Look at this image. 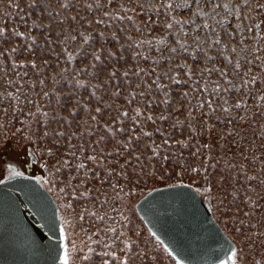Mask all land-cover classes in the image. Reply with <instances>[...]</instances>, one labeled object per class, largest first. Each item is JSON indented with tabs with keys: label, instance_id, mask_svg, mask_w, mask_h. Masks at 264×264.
<instances>
[{
	"label": "rangeland",
	"instance_id": "obj_1",
	"mask_svg": "<svg viewBox=\"0 0 264 264\" xmlns=\"http://www.w3.org/2000/svg\"><path fill=\"white\" fill-rule=\"evenodd\" d=\"M32 4L0 0V179L42 178L70 264H176L134 208L173 183L210 200L236 264H264V0Z\"/></svg>",
	"mask_w": 264,
	"mask_h": 264
},
{
	"label": "water",
	"instance_id": "obj_2",
	"mask_svg": "<svg viewBox=\"0 0 264 264\" xmlns=\"http://www.w3.org/2000/svg\"><path fill=\"white\" fill-rule=\"evenodd\" d=\"M6 168L0 185V264H61L62 219L55 196L39 175L14 163ZM134 208L180 264H223L238 249L215 219L210 200L187 183L154 186Z\"/></svg>",
	"mask_w": 264,
	"mask_h": 264
},
{
	"label": "snow or ice",
	"instance_id": "obj_3",
	"mask_svg": "<svg viewBox=\"0 0 264 264\" xmlns=\"http://www.w3.org/2000/svg\"><path fill=\"white\" fill-rule=\"evenodd\" d=\"M35 2H36V0H33V4L31 6H35ZM108 2L111 3L112 0H108ZM209 2L212 3V2H214V0H209ZM192 3H194L196 5H199V4L202 3V0H192ZM245 3H247V0H245ZM168 7L171 8L172 5L169 4ZM217 7H219V5H217ZM228 7L229 6L227 4L224 5L225 9H228ZM259 7L261 9H264V4L259 5ZM168 27H171V24H169ZM257 27H259V25H257ZM3 33H4V29L0 28V35H2ZM181 47H183V44H181ZM13 51H15V49H13ZM172 51H175V49H173ZM233 51H235V49H233ZM0 54H2V53H0ZM95 58L99 59V56H96ZM237 66H239V65H237ZM113 75H115V73H113ZM185 95H186V93H185ZM208 103L210 104L211 101H208ZM239 106H240L239 104L236 105V107H239ZM96 111L99 112L100 109L97 108ZM125 115H127V113H125ZM162 118L166 119V117H162ZM53 119H55V117H53ZM92 119H96V117L93 116ZM149 119H151V117H149ZM53 131H54L55 135H58V136L64 135V133H62V132H58V131H55V130H53ZM48 135H49V133L46 131L44 133V137H47ZM145 135H149V134L145 133ZM204 147H209V145H204ZM47 154L49 156H51L53 154L52 150L49 149ZM90 159H94V157H90ZM43 166L45 168L47 167L46 164L43 165ZM14 176L20 177V176H23V173L14 172ZM4 183H5V180L4 179H0V185H2ZM69 207H71V205H69ZM83 218H84L83 216L80 217V219H83ZM100 219H103V218L101 217ZM153 235H155V233H153ZM89 240H91L90 236H89ZM69 243L73 244L72 251H80V250H78L76 248L74 242L69 241ZM99 243L100 242H98V244ZM103 247H108V245L105 244V245H103ZM165 250L168 251V249H165ZM88 252L92 253V255L90 256L88 254H83V255L79 256V259L81 261L85 262V264H95V260L93 259L94 256H99L100 260L102 261V264H110L109 259H105V257H110L111 260H113V261H120V264H128L127 259H122L120 256H117L115 252L101 251V252L97 253L96 250L92 249V248H88ZM168 254H169V256H172L173 259H176V257L173 256V251H168ZM70 257H71V252L69 251L68 245L66 244V245H64L63 255L60 257L61 264H70ZM236 261H237V253L234 251L232 253V255L228 258V260L223 262V264H236ZM71 264H76V260L72 259L71 260ZM176 264H180V261L177 260Z\"/></svg>",
	"mask_w": 264,
	"mask_h": 264
},
{
	"label": "trees",
	"instance_id": "obj_4",
	"mask_svg": "<svg viewBox=\"0 0 264 264\" xmlns=\"http://www.w3.org/2000/svg\"><path fill=\"white\" fill-rule=\"evenodd\" d=\"M28 172H30V169L28 170Z\"/></svg>",
	"mask_w": 264,
	"mask_h": 264
}]
</instances>
